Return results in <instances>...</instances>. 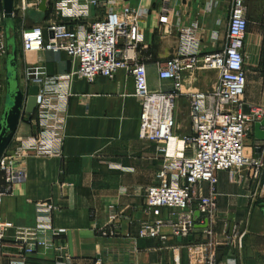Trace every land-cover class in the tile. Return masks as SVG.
<instances>
[{
	"label": "crops",
	"instance_id": "crops-1",
	"mask_svg": "<svg viewBox=\"0 0 264 264\" xmlns=\"http://www.w3.org/2000/svg\"><path fill=\"white\" fill-rule=\"evenodd\" d=\"M106 1L109 0H100V5L92 8L89 19L80 24L103 18L107 12ZM19 2L14 0V9ZM51 2L47 1V7ZM122 4L125 5L121 0L117 1V6ZM248 4L256 14L251 33L248 17L244 43L245 113L256 107L264 108V0H248ZM127 5L148 9L147 18L140 26L144 47H138L135 56L146 66L151 90H166L170 86L169 82L159 80L158 65L177 51L181 29L194 28L201 55L217 52L225 45L230 0H131ZM163 8L169 9L166 25L160 23ZM51 18L54 17L49 14L45 19ZM13 21L15 31H9V37L11 39L15 34L13 46L19 49L16 67L20 81L28 66L41 67L47 77L63 75L76 68V61L64 52L24 55L21 31L35 23L27 16L24 20ZM4 42L6 45L5 33ZM12 48H8L10 53ZM6 59L5 51L0 61V77L5 79V88L7 70L10 69ZM217 80L218 74L212 70L185 73L182 90L184 93H206ZM186 108L187 97H178L173 112V134L178 138L190 134L189 109L186 118ZM139 115L140 102L134 97V81L128 71L119 70L112 79L97 78L92 84L80 80L74 82L69 87L60 155L29 154L17 163L25 170L26 180L23 185L12 187L2 198L0 217L16 228H33L37 224L36 204L50 203L55 208L51 224L62 233L61 241L67 248L69 259L66 264H93L97 259L102 264H195L201 261L202 250L197 243L199 233L191 242L171 237L164 242L137 238L140 223L149 218L145 212V191L159 183L157 174L163 167V157L156 145L138 138ZM35 118L30 122L28 119L20 121L5 154L13 152L19 137L37 132ZM253 133L254 129L245 141L249 155H255L254 147L259 142ZM190 154L189 150L184 152L185 157ZM216 176L212 227L216 260L223 264L229 257L221 252L227 242L224 233H243L238 239L243 238L253 218L264 221V171L255 181L243 173L238 183L231 182L226 172H218ZM201 193H208L206 184L201 185ZM112 210L120 215L116 234L100 236L98 231L108 224ZM167 215L168 210L163 209L159 218L166 219ZM195 217L197 221L201 220L196 211ZM163 232L167 235L169 230L165 228ZM16 252L14 245L7 242L0 251V264H11L16 260ZM53 258L50 253L38 251L24 264H54ZM240 260H235L236 264H241Z\"/></svg>",
	"mask_w": 264,
	"mask_h": 264
},
{
	"label": "built area",
	"instance_id": "built-area-1",
	"mask_svg": "<svg viewBox=\"0 0 264 264\" xmlns=\"http://www.w3.org/2000/svg\"><path fill=\"white\" fill-rule=\"evenodd\" d=\"M117 1H106L105 16L83 25L80 23L89 19L92 8L98 7L100 0H52L46 17L50 14L53 19L23 27L21 51L24 55L64 52L77 64L69 73L53 77H47L41 67L25 69L24 88L38 87L36 111L28 118L30 122L36 117L38 130L19 137L13 152L1 157L0 203L12 187L25 182V170L17 163L27 155H60L70 85L79 80L92 84L97 78L112 79L117 71L126 70L134 81V97L140 102L138 138L154 143L163 157V167L157 174L159 183L145 191V212L149 218L140 223L137 238L164 242L168 237L186 240L199 233L197 243L203 258L195 264H218L212 227L216 175L226 172L231 182L238 183L243 173L255 181L264 171V142H257L254 147L260 149L258 157L256 154L247 156L245 147L254 124L264 119V108H253L250 113L243 111L244 43L249 24L245 0H230L226 42L217 52L201 55L194 28L181 29L177 51L158 65L159 80L170 83L166 90L149 88L146 66L135 56L138 47H144L140 26L147 18L148 9L140 5L131 8L127 5L131 0H121L125 5L117 6ZM40 2L20 0L13 19L24 20L26 11L37 10ZM168 13L169 9L163 8L161 24L168 23ZM3 23L0 10V61L6 51ZM198 70L216 71V84L206 93H184L182 75ZM183 95L188 100L190 134L178 138L173 134V112L176 100ZM186 150L191 153L188 157L184 156ZM202 184L208 186L206 195L201 193ZM35 208L37 224L33 228H16L0 217V251L11 242L17 249L16 260L11 264H24L38 251L52 254L54 264H66L69 257L66 245L61 241L62 233L51 224L55 208L50 203H37ZM163 209L168 210L166 219L159 218ZM195 211L200 215V221H197ZM119 217L112 210L108 224L99 229L98 234L114 236ZM165 228L169 230L167 235L163 232ZM93 264L102 263L97 259Z\"/></svg>",
	"mask_w": 264,
	"mask_h": 264
},
{
	"label": "water",
	"instance_id": "water-1",
	"mask_svg": "<svg viewBox=\"0 0 264 264\" xmlns=\"http://www.w3.org/2000/svg\"><path fill=\"white\" fill-rule=\"evenodd\" d=\"M14 13V0H2V14L4 19V33L6 39V62L10 67L7 70V83L6 92L4 98L3 108L0 113V159L5 153L7 147L12 141L18 125L23 115L33 116L36 111V95L38 87L36 85H30L26 89L22 85V81L17 76V50L13 46L14 35L9 37V24L13 22ZM47 13V2L41 0L37 10H27L26 16L35 24L43 21ZM14 31V30H13ZM49 37L52 38V33H49ZM12 46V52L8 51V48ZM42 71V69H39ZM40 76L37 77V80ZM254 138L259 142H264V119L260 122H256L253 126ZM260 149H255V156H259ZM192 237L189 236L187 241L191 242Z\"/></svg>",
	"mask_w": 264,
	"mask_h": 264
},
{
	"label": "rangeland",
	"instance_id": "rangeland-1",
	"mask_svg": "<svg viewBox=\"0 0 264 264\" xmlns=\"http://www.w3.org/2000/svg\"><path fill=\"white\" fill-rule=\"evenodd\" d=\"M245 3L248 8V17L251 21L249 27V32L251 33L255 27L252 22L255 19L256 13L249 7L248 0H245ZM17 46L19 48V41L17 42ZM1 59H3V56ZM5 92V79L1 76L0 113L4 104ZM28 118L29 116L27 117L26 115H23L21 120L26 121ZM186 118H188V108H186ZM247 156H249L248 153ZM224 234L226 235L227 242L221 252L225 254L224 256L229 255V257L228 262H222L223 264H236L237 259L240 260V257L241 264H264V221L261 218L256 217L255 219H252L246 235L241 240L238 239V236L243 233L228 231ZM232 238H234V240H232Z\"/></svg>",
	"mask_w": 264,
	"mask_h": 264
},
{
	"label": "trees",
	"instance_id": "trees-1",
	"mask_svg": "<svg viewBox=\"0 0 264 264\" xmlns=\"http://www.w3.org/2000/svg\"><path fill=\"white\" fill-rule=\"evenodd\" d=\"M13 22L9 24L10 26L8 28V32L11 31V30H14L15 31V24ZM14 40H15V34H14Z\"/></svg>",
	"mask_w": 264,
	"mask_h": 264
}]
</instances>
